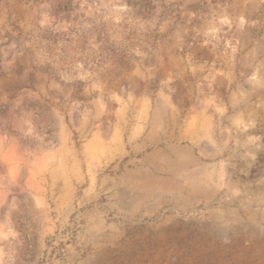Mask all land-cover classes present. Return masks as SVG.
Here are the masks:
<instances>
[{"label": "rangeland", "instance_id": "rangeland-1", "mask_svg": "<svg viewBox=\"0 0 264 264\" xmlns=\"http://www.w3.org/2000/svg\"><path fill=\"white\" fill-rule=\"evenodd\" d=\"M0 264H264V0H0Z\"/></svg>", "mask_w": 264, "mask_h": 264}]
</instances>
